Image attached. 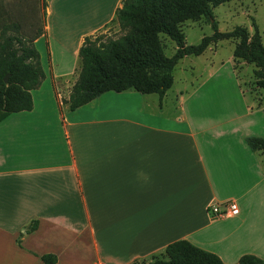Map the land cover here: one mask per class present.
I'll return each mask as SVG.
<instances>
[{"label":"crops","instance_id":"1","mask_svg":"<svg viewBox=\"0 0 264 264\" xmlns=\"http://www.w3.org/2000/svg\"><path fill=\"white\" fill-rule=\"evenodd\" d=\"M46 1L34 42L46 77L32 110L0 121V264H45L47 253L56 264H132L178 240L227 264L264 258V153L247 140L264 137V92L224 115L192 112L183 91L174 115L167 92L136 90L71 110L64 89L78 79L80 48L123 0ZM228 200L240 213L215 217L213 202Z\"/></svg>","mask_w":264,"mask_h":264},{"label":"trees","instance_id":"2","mask_svg":"<svg viewBox=\"0 0 264 264\" xmlns=\"http://www.w3.org/2000/svg\"><path fill=\"white\" fill-rule=\"evenodd\" d=\"M227 1L123 0L113 21H118L125 33L107 41H99L100 38L95 35L85 38L79 51L82 62L79 77L66 100L69 108L75 110L108 91L136 90L164 96L174 84V70L181 59L201 55L213 43L230 38L238 40L234 62L253 64L256 83L264 89V43L258 29L253 35L244 26L223 32L213 21L212 35L203 37L197 44L186 43L183 23L203 17L211 21L214 19V7ZM44 6L46 13V0ZM43 29L25 40L19 36H6V26L3 25L0 41V121L11 113L33 109L32 90L40 86L46 77L40 52L34 43ZM163 34L177 45L171 56L165 53ZM7 75L9 77L5 81ZM247 140L254 151L264 153V137L252 136ZM38 223L34 220L26 232L35 231ZM164 252L166 258H155L149 264H227L218 254L188 240L170 243ZM41 258L45 264H56L58 261L54 253L44 254ZM238 264H264V258L245 254Z\"/></svg>","mask_w":264,"mask_h":264},{"label":"rangeland","instance_id":"3","mask_svg":"<svg viewBox=\"0 0 264 264\" xmlns=\"http://www.w3.org/2000/svg\"><path fill=\"white\" fill-rule=\"evenodd\" d=\"M44 1L0 0V41L3 25L6 26V36H19L25 40L31 39L41 31L45 26L47 16ZM213 11L214 19L211 21L203 17L197 21L189 20L183 23L182 29L187 44H197L203 37L212 35L214 33L213 21L217 22L219 30L223 32H230L238 26H244L253 35L258 29L264 43V0H229L214 7ZM124 33L118 21H113L95 36L100 38L99 41H107L118 38ZM162 41L165 53L169 56L173 55L177 48L176 43L166 34L162 35ZM237 43L238 40L231 38L221 39L209 47L212 50L208 48L201 55H189L181 59L174 70V84L164 98L165 112L171 115L176 113L175 94L181 91L185 97L190 98L187 106L191 111L196 110L200 114H217L221 111L224 115L228 110L239 108L236 106L237 101L242 103L245 99L260 97L264 89L259 90L256 83L255 66L244 61L236 64L232 60ZM41 50L44 49L41 47ZM81 65V58H79L75 66L76 78L79 77ZM212 68H219L221 71L215 77H209ZM75 82L67 83L68 88L65 87L64 91H69V89L72 91ZM201 84H204L201 92L194 95L195 89ZM223 100H225L224 103ZM227 100L235 101L236 104L225 106ZM213 203L217 205L216 202ZM155 258H166V254L164 251L159 252L139 259L135 264H149Z\"/></svg>","mask_w":264,"mask_h":264},{"label":"built area","instance_id":"4","mask_svg":"<svg viewBox=\"0 0 264 264\" xmlns=\"http://www.w3.org/2000/svg\"><path fill=\"white\" fill-rule=\"evenodd\" d=\"M210 211L215 217H224L239 214L240 208L235 200H228L220 205H211Z\"/></svg>","mask_w":264,"mask_h":264},{"label":"water","instance_id":"5","mask_svg":"<svg viewBox=\"0 0 264 264\" xmlns=\"http://www.w3.org/2000/svg\"><path fill=\"white\" fill-rule=\"evenodd\" d=\"M8 77H9V75H7V76L5 77V81H7V80H8Z\"/></svg>","mask_w":264,"mask_h":264}]
</instances>
